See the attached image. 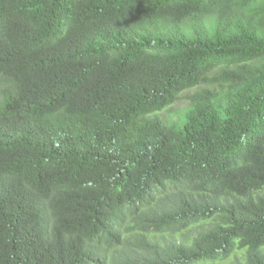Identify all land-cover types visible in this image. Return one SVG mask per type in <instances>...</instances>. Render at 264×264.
Instances as JSON below:
<instances>
[{"label":"trees","instance_id":"1","mask_svg":"<svg viewBox=\"0 0 264 264\" xmlns=\"http://www.w3.org/2000/svg\"><path fill=\"white\" fill-rule=\"evenodd\" d=\"M0 264H264V0H0Z\"/></svg>","mask_w":264,"mask_h":264},{"label":"rangeland","instance_id":"2","mask_svg":"<svg viewBox=\"0 0 264 264\" xmlns=\"http://www.w3.org/2000/svg\"><path fill=\"white\" fill-rule=\"evenodd\" d=\"M189 93L190 91L184 92L177 103L174 105V107H170L168 110H166V114L177 118L180 113H183L187 108V100L185 96H187ZM227 261H230V259H228Z\"/></svg>","mask_w":264,"mask_h":264}]
</instances>
